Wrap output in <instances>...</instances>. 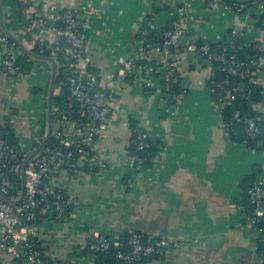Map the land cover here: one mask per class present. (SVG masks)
I'll list each match as a JSON object with an SVG mask.
<instances>
[{
    "label": "crops",
    "instance_id": "crops-1",
    "mask_svg": "<svg viewBox=\"0 0 264 264\" xmlns=\"http://www.w3.org/2000/svg\"><path fill=\"white\" fill-rule=\"evenodd\" d=\"M208 2L32 0L29 12L36 18L45 10L54 21L66 8L88 9L83 17L89 23V67L108 84L113 82L117 58L132 55L135 37L150 22L154 28L149 32L159 35L170 29L174 20H180L187 28V42L206 40L216 48L230 43L242 47L234 45L232 31L244 34V47L264 40L263 17L245 19L224 14L222 8L211 10ZM251 18L253 22L246 23ZM168 60L177 62L181 90L186 92L177 107L159 110L160 102H164L156 90L161 86L159 80L152 90L144 89L132 77L120 81L114 89L120 99L118 110L147 131L151 141L159 142L152 166L137 170L133 163L130 165L127 148L132 135L115 122L94 143V149L106 162L105 169H88L79 164L75 172L53 176L61 192L72 197L73 206L63 223L55 224L49 217L40 221L39 247L52 261L96 264L93 254L83 248V235L97 230L121 245L132 234L178 242V247L147 258L144 264H264L260 238L247 220L246 200V190L252 182L264 180V146L250 149L230 141L222 111L213 103L208 85L213 82L217 66H201L202 61L193 57L189 62L182 50L146 58L159 74ZM20 70L24 76L17 84L0 74V125L11 129L18 146L29 151L34 149V137L43 138L47 132L51 64L24 60ZM257 77L264 85V69L257 71ZM59 99L53 89L52 105ZM52 105L53 131L57 114ZM253 109L261 114L262 121L264 98ZM179 119L190 130L184 143L175 144L170 126ZM263 140L264 137L259 142ZM213 236L217 239L209 241Z\"/></svg>",
    "mask_w": 264,
    "mask_h": 264
},
{
    "label": "built area",
    "instance_id": "built-area-1",
    "mask_svg": "<svg viewBox=\"0 0 264 264\" xmlns=\"http://www.w3.org/2000/svg\"><path fill=\"white\" fill-rule=\"evenodd\" d=\"M25 5V15L30 19V25L25 30L13 32L8 27L5 13L4 24L6 28L24 45V47L38 56L53 57L59 64V71L54 83V92L60 96L52 109L57 114L56 126L51 132L50 144L38 155L32 157L26 166L24 176L23 199L16 205H10L0 198V264H59L49 259L39 247V224L42 218L49 217L55 224L63 223L70 207L73 206L71 196L61 192L54 184L53 176L66 172H75L79 164L88 169H105L106 162L94 149V143L101 139L107 128L115 122H120L131 135V142L140 152H145L150 147L151 138L147 131H135L124 117V111L118 110V102L114 89L119 82L133 78L139 81L146 90L155 87L159 80L160 88L156 89L161 99L171 109L177 107L185 96V91L180 90L175 94L168 91V84L177 82L181 78L177 62L165 61L164 72L158 73V68L146 62L151 55L165 53L174 54L179 50L192 54L197 61H208L216 64L217 69L223 72L219 82H212L209 87L213 103L223 111L225 107L233 105L240 96L248 100L252 87L259 88L261 100L264 98V85L258 80L257 71L264 67V40L255 44L257 58L251 60L244 70H237L235 54L227 57L222 51L206 40L199 44L186 42L183 49L179 40L186 36L187 28L180 20H174L170 29L161 33V42L152 43L148 40L149 30L154 25L143 29L135 37V49L131 56H120L116 61L113 82L105 81L92 72L86 51V31L89 23L84 19L88 9L66 8L57 17L51 20L45 10L32 19L29 6L32 0H18ZM211 10L223 9L224 14L241 15L245 19L252 16L264 18V0L251 4H236L226 0H209ZM5 12V9H4ZM80 17V18H79ZM60 21L62 26L55 22ZM42 33L48 35L47 39L41 37ZM243 33L232 31L230 37ZM230 43V42H229ZM51 46L50 55L44 54V47ZM234 49L232 43L227 45ZM178 54V53H177ZM176 55V54H175ZM33 58L26 57L0 28V74L6 75L11 84L24 76L20 70V60ZM252 68H255L253 71ZM238 75L248 78L250 87L234 86L225 91L229 75ZM165 84V86L162 85ZM217 91H223L222 96L215 98ZM260 103V102H259ZM259 103L255 104L258 105ZM261 114L250 118L236 110L230 120L224 123L226 134L235 133L236 126H241L249 140H256L261 134L258 124ZM0 125V132H3ZM44 137H34V149L29 151L8 145L5 137L0 139V193L12 201L20 197V173L24 162L42 144ZM136 161L135 169H142V159L131 158L130 165ZM246 200L250 212L248 222L253 225L264 248V180H255L246 190ZM85 245L83 248L90 252H103L110 246L121 247L118 240L107 239L97 230L84 233ZM178 247V242L166 238L144 239L141 235L132 234L127 241V250L119 251L115 258L120 264H134L143 259L159 256L164 251ZM264 258V252H263ZM74 264V263H69Z\"/></svg>",
    "mask_w": 264,
    "mask_h": 264
},
{
    "label": "trees",
    "instance_id": "trees-1",
    "mask_svg": "<svg viewBox=\"0 0 264 264\" xmlns=\"http://www.w3.org/2000/svg\"><path fill=\"white\" fill-rule=\"evenodd\" d=\"M263 1V0H259ZM3 8L5 9V13L7 15V20H8V27L11 31L17 32L19 30H25L29 27L30 25V19L26 18L25 15V5L22 4L18 0H1ZM35 19V16L32 18ZM264 19V18H263ZM57 26H62L61 22H55ZM168 29V28H167ZM165 29V30H167ZM161 34H154V33H148V40L152 43H159L161 42ZM199 44V42L197 43ZM219 51H222L227 57H229L232 54H235V61L238 65L237 70H244V68L248 65V63L251 60H254L257 58V51L255 49V44L251 45V47H234V49L229 48L226 44H220V47L218 48ZM53 51V47L51 46H45L44 47V54L45 55H50L51 52ZM35 53H38L36 50H34ZM26 61L25 57H22L20 60V63L22 61ZM216 68V64H214ZM263 70V68H261ZM257 74V73H256ZM172 82V81H171ZM169 83L168 86V91L163 92V95L166 93H171L175 94L181 90V81ZM212 82H208L209 87H211ZM163 86H165L164 83H162ZM234 86H239V87H250L248 85V78H241L238 75H229L228 76V85L224 87V93L227 90H230ZM252 87L251 95L248 100H244L242 98L237 97L235 103L229 107H225L224 110L222 111V118L224 123L228 122L233 114L234 111L238 110L240 111L241 114L246 115L250 118H256L260 114L257 113L254 109L253 106L259 102H261V96L259 94V88L258 87ZM223 91H217L215 93V98L222 96ZM130 126L132 127L133 130L140 131L139 128L137 127L136 123L133 120H129ZM3 132L5 134V141L7 142L8 145H11L15 147L17 150H19L18 146V141L17 138L14 136L13 132L9 128L3 127ZM262 135H260L256 140H249L246 138L245 133L243 131V128L241 126H236L235 128V133H232L229 135L230 141L234 143H240L244 144L246 147L250 149H257L258 148V142L260 139H262ZM50 144V142H49ZM129 156L131 158L136 157L138 159H142V167L144 168H149L153 164V160L155 158V155L159 151V142L158 141H150V147L145 151V152H140L136 149L135 145L131 142L127 148ZM248 212H250L249 205L247 207ZM263 248V247H262ZM127 250V240L125 243L124 240V245L121 247H114L110 246L108 250L103 251V252H90L93 254L95 258L96 264H120V261H118L115 256L119 251ZM264 252V248H263ZM156 257V256H154ZM152 258V257H151ZM146 259H143L141 262L134 263V264H144V261Z\"/></svg>",
    "mask_w": 264,
    "mask_h": 264
},
{
    "label": "water",
    "instance_id": "water-1",
    "mask_svg": "<svg viewBox=\"0 0 264 264\" xmlns=\"http://www.w3.org/2000/svg\"><path fill=\"white\" fill-rule=\"evenodd\" d=\"M232 3H236V4H251L253 2H256L257 0H226ZM80 18V17H79ZM85 17H81L82 20H84ZM5 12H4V8L2 5V2L0 0V28L1 31L3 32V34L8 37V39H10L12 42H14L16 44V46L19 48V50L28 58H33V59H37V60H43V61H48L51 64V77H50V81H49V87H48V97H47V112H46V121H47V132L44 136V139L42 141V144L36 149V151L24 162L22 169H21V173H20V181H21V185H20V197L17 201H12L10 200L8 197H6L5 195H3L2 193H0V198H2L3 200H5L8 204L10 205H16L18 204L22 199H23V194H24V181H25V176H24V172L26 169V166L28 165V163L30 162V160L32 159V157L38 155L39 153H41V151L49 144L50 139H51V132H52V123H51V105H52V97H53V89H54V83L56 80V75L59 71V64L58 62L50 57H46V56H38L35 53L27 50L24 45L6 28L5 24ZM249 22H253L252 18L250 20H248L246 23ZM203 35H199L196 37V39H198L199 37H202ZM41 37L44 39H47L48 35L46 33H42ZM233 41H234V45L236 46H243L244 45V36L237 34L235 36H233ZM187 42V37L183 36L181 37V39L179 40V45L181 47H184L186 45ZM179 51H177L176 53H178ZM188 60L189 62L192 60V54L188 53L187 54ZM208 61L203 60L201 62V66H205L208 65ZM264 69V67H263ZM252 70L254 71L255 68H252ZM223 78V72L219 69H217L214 73L213 76V81L214 82H219L221 81ZM115 80V78H114ZM185 88L187 87V83L185 82L184 84ZM167 108V104L165 102H160L159 104V110L165 111ZM258 128L262 134V136L264 137V119L258 124ZM189 126L185 124V121L182 119H179L178 121L172 123V125L170 126V132H171V138L173 139L174 143H184L186 141V138L189 134ZM5 136L4 132H0V139H3ZM258 146L259 147H263L264 146V140L262 142H258ZM133 166H136V161H134ZM217 238L210 237L209 241H215Z\"/></svg>",
    "mask_w": 264,
    "mask_h": 264
}]
</instances>
